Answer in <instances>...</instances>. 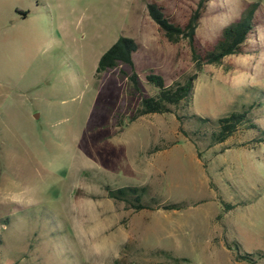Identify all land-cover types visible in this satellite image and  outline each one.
<instances>
[{"label":"rangeland","instance_id":"obj_1","mask_svg":"<svg viewBox=\"0 0 264 264\" xmlns=\"http://www.w3.org/2000/svg\"><path fill=\"white\" fill-rule=\"evenodd\" d=\"M149 1L0 0V264H165L149 254L156 248L184 264H252L237 253L264 264L258 129L199 145L201 166L172 113L128 120L141 95L120 72L127 66L95 76L119 36L140 45L133 59L142 95L156 92L150 71L167 84L194 72L185 42L161 35ZM155 1L179 16L196 0ZM246 2L261 12L248 52L197 72L192 111L217 119L252 105L249 117L264 129V0H209L196 35L214 40ZM104 184H146L160 200L185 201L192 227L165 236L157 209L127 208ZM215 215L211 246L203 235Z\"/></svg>","mask_w":264,"mask_h":264},{"label":"trees","instance_id":"obj_2","mask_svg":"<svg viewBox=\"0 0 264 264\" xmlns=\"http://www.w3.org/2000/svg\"><path fill=\"white\" fill-rule=\"evenodd\" d=\"M208 1L196 0L194 5H190L179 16L167 10L158 1L151 0L146 5L148 15L168 42L178 43L181 40L185 42L194 66L193 73L183 75L180 80L167 84L163 76L150 71L145 75V79L156 89V92L151 95H142L133 59V54L138 51L140 45L133 38L125 36H119L99 57L95 70V76H98L121 66H127L128 71L120 69V72L128 79L132 92L141 95L137 108L128 120L152 113H172L178 123V132L194 145L199 158H201L199 145L203 144L205 148H209L212 145L223 143L233 134L248 129L257 128L261 134L258 142L264 141V129L252 122L249 117L252 105L242 106L240 110L217 119L201 117L192 111L194 81L197 72H200L206 64L218 65L230 55L248 52L250 40L254 37L261 18L259 3L246 2L241 14L224 26L214 40L202 41L196 35V28L202 13L207 8ZM103 187L108 198L123 202L125 207L134 211L141 209L179 210L188 206L185 201L168 202L150 195L146 184L119 186L104 184ZM221 203L227 209L233 207L228 202L221 201ZM226 245L230 248L228 243ZM237 246L236 249H238ZM149 254L162 257L165 263L170 264H184L188 261L187 258L176 256L172 251L162 248L150 250ZM235 260H245L255 264L251 253H237ZM112 264H120V262L115 259Z\"/></svg>","mask_w":264,"mask_h":264},{"label":"crops","instance_id":"obj_3","mask_svg":"<svg viewBox=\"0 0 264 264\" xmlns=\"http://www.w3.org/2000/svg\"><path fill=\"white\" fill-rule=\"evenodd\" d=\"M193 149L195 151L194 155H195V158L197 159V162L202 166L201 159L198 157L194 146H193ZM165 150H166V148H162L160 150H157V152L155 153V157H157L161 153V151H165ZM206 183H207V177H206ZM141 210H145V209H141ZM171 210H173V211L171 212V214H169L167 212V210H164V209L158 210L157 209V214L155 215V217L158 221V225L161 226V228H163V230L165 231L164 235L177 239L179 235L176 234V231L183 232L185 228L192 227V225L187 223L188 219L184 218L182 216V214H184V208L179 209V210H175V209H171ZM215 217H216V215L214 217L209 218L208 231L206 234L203 235L204 239L211 246H214V244H215V242H214V240L216 238L215 232L218 229H220L218 224H216V223L211 224ZM193 227L195 229V226H193ZM196 235H200V234H196ZM196 235H195V233H193L192 236L196 237ZM219 244H222V243L220 242ZM165 264H169V263H165Z\"/></svg>","mask_w":264,"mask_h":264}]
</instances>
